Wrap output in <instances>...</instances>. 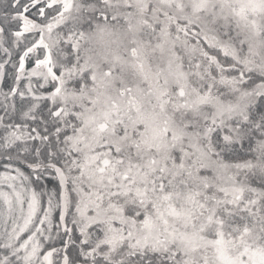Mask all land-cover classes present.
I'll use <instances>...</instances> for the list:
<instances>
[{
  "label": "snow or ice",
  "instance_id": "6c2138e0",
  "mask_svg": "<svg viewBox=\"0 0 264 264\" xmlns=\"http://www.w3.org/2000/svg\"><path fill=\"white\" fill-rule=\"evenodd\" d=\"M0 264H264V0H0Z\"/></svg>",
  "mask_w": 264,
  "mask_h": 264
}]
</instances>
